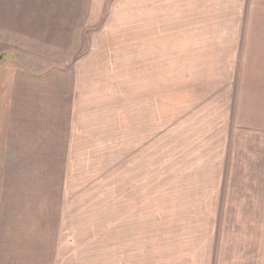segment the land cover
<instances>
[{
    "label": "crops",
    "instance_id": "0c3cea01",
    "mask_svg": "<svg viewBox=\"0 0 264 264\" xmlns=\"http://www.w3.org/2000/svg\"><path fill=\"white\" fill-rule=\"evenodd\" d=\"M135 2L133 38L149 42V80L160 75L154 78L150 56L164 53L169 218L151 217L148 202V216L142 213V197L156 193L159 176L117 178L115 243L107 224L77 235L52 210L0 207V264H264V0ZM92 6V0H0L5 137L14 119L28 126L69 111L76 86L65 67L82 54ZM178 55L174 77L171 57Z\"/></svg>",
    "mask_w": 264,
    "mask_h": 264
},
{
    "label": "rangeland",
    "instance_id": "374dc122",
    "mask_svg": "<svg viewBox=\"0 0 264 264\" xmlns=\"http://www.w3.org/2000/svg\"><path fill=\"white\" fill-rule=\"evenodd\" d=\"M135 3L92 0V24L87 28L85 47L65 67L74 75L76 86L69 111L58 109L50 114L57 118L43 117L28 126L26 121L14 119L9 137L4 136L0 123V177L13 179V183H0V207L52 210L60 214L56 219L61 224L75 225L77 235L107 224L109 242L115 243L119 221L117 178L159 176L154 183L156 193L147 200L142 197V213L148 202L153 208L151 217L159 214V222L169 218L164 215L168 174L165 102L170 98L165 86L164 53L158 50L157 55L150 56L154 78L160 75L155 82L149 80V42L133 38L138 12ZM171 62L174 73L179 55L172 56ZM151 103L155 120L149 127ZM68 113L69 135L64 136ZM169 128H173L170 122ZM170 159L174 165V156ZM173 168L170 176L175 174ZM174 184L170 179V193L175 191ZM147 222L146 217L142 238L148 235Z\"/></svg>",
    "mask_w": 264,
    "mask_h": 264
},
{
    "label": "water",
    "instance_id": "95a60500",
    "mask_svg": "<svg viewBox=\"0 0 264 264\" xmlns=\"http://www.w3.org/2000/svg\"><path fill=\"white\" fill-rule=\"evenodd\" d=\"M0 60H1V57H0Z\"/></svg>",
    "mask_w": 264,
    "mask_h": 264
}]
</instances>
